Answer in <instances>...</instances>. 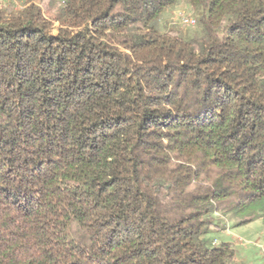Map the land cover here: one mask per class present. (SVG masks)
Here are the masks:
<instances>
[{
	"label": "trees",
	"instance_id": "1",
	"mask_svg": "<svg viewBox=\"0 0 264 264\" xmlns=\"http://www.w3.org/2000/svg\"><path fill=\"white\" fill-rule=\"evenodd\" d=\"M61 1L0 5V264H237L205 235L264 221V0Z\"/></svg>",
	"mask_w": 264,
	"mask_h": 264
},
{
	"label": "rangeland",
	"instance_id": "2",
	"mask_svg": "<svg viewBox=\"0 0 264 264\" xmlns=\"http://www.w3.org/2000/svg\"><path fill=\"white\" fill-rule=\"evenodd\" d=\"M3 7L13 9H23L30 3L37 4L45 14L51 18L56 16L62 5L61 0H7ZM189 11L196 16V12L189 4L188 0H182L168 8L161 17V26L165 29H185L186 27L178 19V14ZM59 23L55 22L52 32L58 31ZM226 226L221 222L215 230L206 234L205 238L210 243L231 242L234 244L236 253L234 262L237 264H262L264 263V221L256 219L245 224H237L235 218L227 216L223 218Z\"/></svg>",
	"mask_w": 264,
	"mask_h": 264
},
{
	"label": "built area",
	"instance_id": "3",
	"mask_svg": "<svg viewBox=\"0 0 264 264\" xmlns=\"http://www.w3.org/2000/svg\"><path fill=\"white\" fill-rule=\"evenodd\" d=\"M7 0H0V5ZM178 19L180 20L181 23L194 27L197 25V18L195 17L194 14H192L189 11H183L178 14ZM264 264V263H262Z\"/></svg>",
	"mask_w": 264,
	"mask_h": 264
}]
</instances>
